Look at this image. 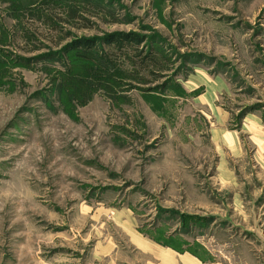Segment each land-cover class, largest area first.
Wrapping results in <instances>:
<instances>
[{"label":"rangeland","instance_id":"obj_1","mask_svg":"<svg viewBox=\"0 0 264 264\" xmlns=\"http://www.w3.org/2000/svg\"><path fill=\"white\" fill-rule=\"evenodd\" d=\"M133 229L264 264V0H0V264Z\"/></svg>","mask_w":264,"mask_h":264},{"label":"crops","instance_id":"obj_2","mask_svg":"<svg viewBox=\"0 0 264 264\" xmlns=\"http://www.w3.org/2000/svg\"><path fill=\"white\" fill-rule=\"evenodd\" d=\"M129 239L131 244L143 254V257H147L146 264H203L202 259L205 260L206 257L203 251L199 254L197 250H194L195 247L192 248V241L181 246V241H177L176 237L170 238L173 243L160 242L157 237L133 229L130 231ZM108 248L109 246L104 243L99 245V249H102V257L106 258L109 264H114L112 258L106 256L109 252ZM211 255H213L214 261L209 263L215 264L217 255L215 253H211Z\"/></svg>","mask_w":264,"mask_h":264},{"label":"trees","instance_id":"obj_3","mask_svg":"<svg viewBox=\"0 0 264 264\" xmlns=\"http://www.w3.org/2000/svg\"><path fill=\"white\" fill-rule=\"evenodd\" d=\"M120 40L122 42H120ZM123 41H133L135 43H138L137 39L132 38L130 36H128V37L127 36L126 37L123 36L122 39L112 38L110 43L111 44H113V43H115V44H123L124 43ZM129 44L132 45V43H130V42H129ZM81 46L86 47V48H92L94 46V43L91 40H89V39H83V40L79 41V43H78V47H81Z\"/></svg>","mask_w":264,"mask_h":264}]
</instances>
